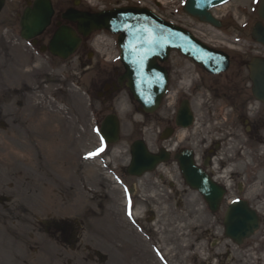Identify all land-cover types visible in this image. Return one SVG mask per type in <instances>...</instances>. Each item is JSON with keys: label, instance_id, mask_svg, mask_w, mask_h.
<instances>
[{"label": "rangeland", "instance_id": "374dc122", "mask_svg": "<svg viewBox=\"0 0 264 264\" xmlns=\"http://www.w3.org/2000/svg\"><path fill=\"white\" fill-rule=\"evenodd\" d=\"M81 1L87 8H112L127 0ZM259 1L232 0L215 10L225 24L222 30H209L195 23L194 27H200L199 34L219 48L229 39L232 48H249L251 43L258 50L250 35L259 21ZM20 11L22 4L18 0H6L0 13V124L7 125L0 129V194L13 199L36 194L26 196L25 200L37 205L40 219L53 209L57 218L80 221L91 250L89 254L83 253L88 257L85 261L79 260L81 255L73 254V264H97L93 251L96 248L107 254V264H128L129 259L135 260V264H162L157 252L170 264H189L193 257L200 261L209 258L210 244L202 240L198 248L194 245L198 237L194 227L205 225L210 219L203 200L189 192L180 211L176 208L178 202L172 199L168 206L174 210L171 214L160 204L166 190L158 181L182 184L177 163L161 165L142 178L125 172L131 160L130 146L136 140H144L151 152H158L161 145L156 125L164 110L147 120L138 112L128 91H122L113 109L121 121V140L97 154L101 138L96 130L109 113L102 111L95 94L101 82L111 76L115 63L106 60L113 59L116 52L105 44H94L98 36H112H94L87 52L66 61L40 56L19 41ZM246 21L250 25L243 29ZM238 37L243 40L234 43ZM99 64L107 71L94 68ZM197 118L199 124L195 129L179 136L183 135L184 146L199 152L198 140L205 135L199 129L207 125L199 110ZM115 180L137 189V210L131 221ZM179 188L182 192V186ZM214 239L215 243L220 242L214 251L216 256L224 249L223 232L217 230Z\"/></svg>", "mask_w": 264, "mask_h": 264}, {"label": "flooded vegetation", "instance_id": "af4514ba", "mask_svg": "<svg viewBox=\"0 0 264 264\" xmlns=\"http://www.w3.org/2000/svg\"><path fill=\"white\" fill-rule=\"evenodd\" d=\"M18 1L22 4V11L18 13L21 34V16L28 9L32 10L37 0ZM52 5L54 14L50 25L41 36L27 43L32 52L48 58H54L49 51V44L60 28L67 27L78 33L77 25L64 18L69 10L95 12L81 0H52ZM16 28L12 27L15 34ZM90 41L91 38H82L76 55L87 52ZM228 41L223 43L233 46L229 39ZM241 41L233 40L234 43ZM205 43L210 45L206 40ZM252 45L249 48H218L212 45L220 53L218 56L222 55L221 62L217 61L219 66L224 64V56H227L229 62L227 70L217 75L206 71L179 52H172L161 64L167 71L169 80L168 92L161 106L164 111L156 125L161 145L159 149L165 148L171 152V158L183 154L185 150H191L182 144L184 139L179 134L185 131L177 126V118L179 112L188 107L193 116L191 129H195L199 124V110L207 127L199 129L205 135L198 140L199 152L193 150L194 157L197 166L225 191L216 212H212L204 203V210L210 219L205 225L194 227V233L198 234L194 245L198 248L200 242L205 240L207 245L210 244L208 248L212 253H208L210 257L204 258V261L193 257L189 264H264V103L257 101L253 95L248 69L249 62L255 57L263 56L264 51L257 45L254 47L257 46L260 50H255ZM89 59L90 56L88 61L91 62ZM204 60L209 63L216 61L206 55V52ZM94 68L107 71L102 64ZM110 73L111 76L101 82V88L95 94L102 111L106 113L113 112L118 96L125 90L118 84L124 74L123 68L119 65L112 66ZM146 119L149 120V117ZM157 183L166 190L160 204L167 208V214L174 211L168 209L172 199L178 202L176 208L179 207L181 211L184 207L181 203L190 190L181 185L180 192V184H175L173 180H160ZM29 195L36 194L24 196ZM132 196L137 209V189ZM25 197L13 199L0 194V264H73V254L81 255L79 260L85 261L88 257H84V254H89L91 242L84 240V225L72 219L55 217L53 209H49L39 219L40 209L36 204L28 203ZM236 204H240L244 211L251 212L255 221V224L253 220L246 221L245 230L250 235L240 244L228 235L230 225L224 223L229 208ZM218 217L222 220L217 219ZM217 230L223 232L224 249L215 256L214 251L220 245V242H214ZM93 251L97 264H107L109 259L103 250L96 248ZM127 261L128 264H135V260Z\"/></svg>", "mask_w": 264, "mask_h": 264}, {"label": "water", "instance_id": "95a60500", "mask_svg": "<svg viewBox=\"0 0 264 264\" xmlns=\"http://www.w3.org/2000/svg\"><path fill=\"white\" fill-rule=\"evenodd\" d=\"M226 1L228 0H187L185 12L201 22L221 27L220 22L213 18L210 9ZM4 5L5 1L0 0V12ZM53 13L50 0L36 1L34 9L27 11L22 18L23 38L29 40L42 34L49 26ZM258 16L260 20L264 21V0L260 4ZM64 18L79 24L80 33L84 36H88L96 30H107L119 35L121 60L126 69L120 79V84L128 81L127 87L141 105L143 113H154L160 106L167 86V74L157 65L156 59L163 60L171 50H179L194 58L213 73H218L223 69L217 64L202 61L204 47L189 32L164 22L145 9H117L96 15L68 11ZM252 36L256 42L264 46V27L261 23L255 26ZM80 41L73 30L63 27L51 40L50 51L57 57L67 59L76 52ZM249 70L250 78L254 84V96L264 102V60H254L250 63ZM191 121L192 116L188 109L179 114L178 123L180 125L184 123L183 127H188ZM101 135L110 144L119 141L120 124L116 116H108L105 119ZM131 152L132 161L127 170L131 176L141 177L146 172L154 171L160 163L169 160V155L164 150L159 155L153 156L144 142H136L132 146ZM176 159L186 183L192 189L199 191L207 203L215 209L212 204L220 203L224 192L218 189L203 171L195 167L191 153L181 157L177 156ZM247 220H249L247 214L239 209L233 208L227 214L226 222L231 224L229 235L239 244L247 234H250L245 230Z\"/></svg>", "mask_w": 264, "mask_h": 264}, {"label": "snow or ice", "instance_id": "6c2138e0", "mask_svg": "<svg viewBox=\"0 0 264 264\" xmlns=\"http://www.w3.org/2000/svg\"><path fill=\"white\" fill-rule=\"evenodd\" d=\"M96 131L99 133V132H100V129H97ZM102 139H103V138H102ZM102 150H103V149H101V151H102Z\"/></svg>", "mask_w": 264, "mask_h": 264}, {"label": "bare ground", "instance_id": "6f19581e", "mask_svg": "<svg viewBox=\"0 0 264 264\" xmlns=\"http://www.w3.org/2000/svg\"><path fill=\"white\" fill-rule=\"evenodd\" d=\"M90 1V0H89ZM182 139V138H181Z\"/></svg>", "mask_w": 264, "mask_h": 264}]
</instances>
